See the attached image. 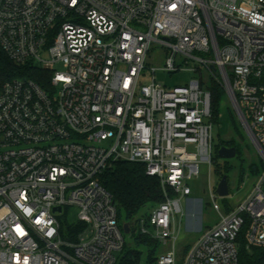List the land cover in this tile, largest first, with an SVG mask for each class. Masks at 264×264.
I'll list each match as a JSON object with an SVG mask.
<instances>
[{"label": "built area", "instance_id": "obj_1", "mask_svg": "<svg viewBox=\"0 0 264 264\" xmlns=\"http://www.w3.org/2000/svg\"><path fill=\"white\" fill-rule=\"evenodd\" d=\"M155 47L170 53L164 71L193 63L199 78L142 84ZM0 50L50 73L46 88L15 79L0 91V264H118L125 223L126 235L176 241L196 216L182 200L188 208L201 163L213 164V82L264 160V0H0ZM120 161L163 189L137 234L101 183ZM263 185L264 173L236 211L152 264H240L241 238L264 249Z\"/></svg>", "mask_w": 264, "mask_h": 264}, {"label": "rangeland", "instance_id": "obj_2", "mask_svg": "<svg viewBox=\"0 0 264 264\" xmlns=\"http://www.w3.org/2000/svg\"><path fill=\"white\" fill-rule=\"evenodd\" d=\"M169 55L170 53H166V50L161 47H155L151 51L147 61L148 70L141 78L142 84L149 85L155 78L157 84L173 90L185 87L192 80L199 78L198 72L189 69L194 67L193 63L184 66L185 70L175 74L164 71ZM177 61L178 63L181 61L180 57L177 58ZM43 69L50 70L53 69V66L44 65ZM203 80L206 83L210 81L206 72H203ZM213 125V164L201 163L200 177L191 183L193 194L189 199L190 205L188 208H186V201L182 200V207L186 211L188 210L190 214L194 212L196 216L189 219L183 218L181 229L177 232L178 239L176 241L172 239L166 243H157L155 257L168 252L179 253L184 247L194 245L207 230L219 224L223 216L236 211L261 182L264 173V160L242 125L231 100L226 95L221 101L220 119L213 121ZM229 142L238 148L237 155L229 160L221 159L219 150L223 147L230 148ZM253 165L256 166L257 172L251 169ZM224 176L228 178L230 191L229 196L225 198L220 197L217 193L218 185ZM212 193L216 195V202L221 208L220 212L213 209ZM150 207L143 208L131 221L134 234L135 232L137 234L135 230H137L140 220L149 214ZM177 220L180 221V216H177ZM69 221L72 223L79 221L77 209L70 210ZM133 236L132 234H125L127 248L140 251L144 263L148 255L152 253L151 247L153 248V245L151 247L137 245Z\"/></svg>", "mask_w": 264, "mask_h": 264}, {"label": "trees", "instance_id": "obj_3", "mask_svg": "<svg viewBox=\"0 0 264 264\" xmlns=\"http://www.w3.org/2000/svg\"><path fill=\"white\" fill-rule=\"evenodd\" d=\"M50 73L41 69L27 66H20L12 62L0 50V91L3 85L15 79H30L39 83L44 88L47 87V79ZM211 93V106L213 121L220 119V106L223 97L226 95L221 85L213 82L209 86ZM230 148H238L229 142ZM251 169L257 172L256 166ZM101 183L111 193L120 210V220L131 221L143 208L147 206H157L164 201V194L161 182L156 177L149 176L146 168L141 164L129 162H117L114 167L106 171L101 176ZM80 226L69 231L74 236ZM137 245L151 247L152 253L147 257V262H155V251L157 242L145 236H134ZM240 264H264V249L247 248L243 238H241L239 248ZM142 262V253L138 250L125 247L118 264H140Z\"/></svg>", "mask_w": 264, "mask_h": 264}, {"label": "water", "instance_id": "obj_4", "mask_svg": "<svg viewBox=\"0 0 264 264\" xmlns=\"http://www.w3.org/2000/svg\"><path fill=\"white\" fill-rule=\"evenodd\" d=\"M237 155V150L236 148L232 147V148H229V147H223L219 150V157L221 159H224V160H229V159H232V158H235ZM217 193L220 197H227L229 196L230 194V191H229V184H228V178L227 176H224L219 185H218V188H217ZM60 210V209H58ZM124 232L126 234H129L130 233V225L129 223H125L124 224Z\"/></svg>", "mask_w": 264, "mask_h": 264}]
</instances>
